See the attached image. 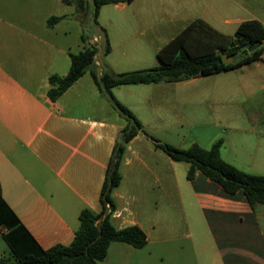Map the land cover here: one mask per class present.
I'll return each mask as SVG.
<instances>
[{
  "label": "crops",
  "instance_id": "1",
  "mask_svg": "<svg viewBox=\"0 0 264 264\" xmlns=\"http://www.w3.org/2000/svg\"><path fill=\"white\" fill-rule=\"evenodd\" d=\"M36 4L43 10L39 20ZM106 5L116 12L106 26L148 27L152 42L164 43L157 53L198 18L223 33L222 27L235 25L236 31L245 20L264 24V0ZM74 10L76 3L64 0H0V257L11 250L25 256L68 245L80 226L81 211L102 209L108 164L128 121L90 71L56 100L48 95L49 76L67 74L70 54L76 53L68 50L63 25ZM51 16L64 17L50 26ZM175 28L164 42L162 29ZM83 35V47L99 39L87 35L84 41ZM145 35L130 31L125 40L146 42ZM95 63L102 73L97 55ZM255 72L262 80L252 79ZM253 85L257 89L244 94ZM112 92L144 131L126 144L111 221L116 228L139 225L147 243L135 247L113 241L98 264H264V206L254 209L243 191L228 193L201 171L193 179L186 173L180 181L181 162L156 147L152 138L170 142L162 133L170 135L190 122L184 137L191 145L210 148L223 139L220 151L234 146L235 154L247 157L241 165L264 174V52L260 60L230 70L187 80L121 84ZM239 93L244 98L236 103L232 97ZM230 102L238 104V113L224 111L228 115L223 116L220 108ZM211 133L218 136L205 146L200 137Z\"/></svg>",
  "mask_w": 264,
  "mask_h": 264
},
{
  "label": "trees",
  "instance_id": "2",
  "mask_svg": "<svg viewBox=\"0 0 264 264\" xmlns=\"http://www.w3.org/2000/svg\"><path fill=\"white\" fill-rule=\"evenodd\" d=\"M64 1L75 2L77 12L82 14L86 12L87 0ZM92 1L97 17L103 5L130 3L133 0ZM63 17L51 16L48 24L53 26ZM83 40H87L85 35ZM251 46L256 48L248 51ZM106 51H110L108 37ZM263 52L264 24L261 21L245 20L240 23L234 34L230 35L198 18L158 51L159 64L150 68L125 72L104 70L99 73L95 63L98 53L96 44L85 45L79 52L71 53V66L67 74L49 76L50 99L56 100L87 71H90L100 90L108 97L119 114L128 121L120 132L108 164L101 193L102 209L98 213L91 209L81 211L80 226L70 244H56L41 250L40 253L25 256L11 250L9 254L0 257V264H98L107 256L108 248L113 241H123L135 247H143L147 243V236L139 225L116 228L111 221V214L115 208L113 192L122 181L120 166L126 144L140 131H144L142 123L115 97L112 88L121 84L171 82L210 75L260 60ZM223 54L233 55L235 59L230 63H224ZM238 54L243 55L238 58ZM152 138L156 147L166 152L173 160L190 164L187 172L188 179H193L196 173L201 171L208 178L221 184L228 193L243 191L254 209L264 206V174L246 172L224 160L220 155L223 139L217 140L210 148H204L197 143L188 148H182L156 137ZM107 204L110 205V211Z\"/></svg>",
  "mask_w": 264,
  "mask_h": 264
},
{
  "label": "rangeland",
  "instance_id": "3",
  "mask_svg": "<svg viewBox=\"0 0 264 264\" xmlns=\"http://www.w3.org/2000/svg\"><path fill=\"white\" fill-rule=\"evenodd\" d=\"M8 5H10V2H7ZM112 6L104 5L98 16L96 17L95 11H94V5L92 0H87V9L84 14L80 15V12H77V10H74L72 13L66 14V23L63 25H67V46L68 50L71 52H77L83 48L84 42L82 41L80 34H84L85 36L99 37L98 41H94L98 47V53L97 58L101 62V67L105 71H118V72H125V71H132V70H138V69H145L150 68L153 66H156L159 64V60L157 57V48L159 46H162L164 43H155L152 42L155 38L151 36V29L148 27H138L134 28L133 31L131 29H128V27H123V25H112V26H106V21L108 18H110V14L114 16L116 12L110 10ZM75 8V7H74ZM69 12V9L68 11ZM43 10L41 8L40 4H36V10H35V16L36 19L39 20L42 18ZM103 26V27H101ZM103 28V29H101ZM131 32H139L144 31L146 35L142 37V39L146 40V42L141 43H130L126 42L125 38ZM178 29H162L164 36L161 38L164 42L165 40L170 37V34L172 31H175ZM221 30H223L225 33L233 35L235 32V25H228L227 27H222ZM107 32V33H106ZM165 32H167L165 34ZM107 37L109 39L110 45H111V51H106V44H107ZM249 51V48H248ZM243 54H238L237 57H241ZM100 71V70H99ZM252 77V75H251ZM252 79H255L256 81L262 80V76L259 72L253 73ZM257 89L256 85H253L250 89H248L244 94L248 92H253ZM186 94H190V90L188 92H183ZM180 92V94H183ZM263 95V94H262ZM244 98L242 93L237 94L236 96H233L232 98L234 101H238L240 98ZM187 99H190V96L187 97ZM231 100V98H229ZM222 106V105H221ZM220 106V107H221ZM190 108V100H189V106ZM224 107V106H223ZM221 107V114L223 116H226L228 114H224V111L229 113H238V104L235 103H228V106L226 105L224 108ZM189 112L190 110L187 109ZM221 116V115H220ZM190 129V122H186V124L182 127H180L179 131L175 133H170V135L166 133H162V136H169L171 141L169 143L176 145L178 147L182 148H188L191 146L190 140H186L184 135L187 133V131ZM217 132V131H216ZM216 133H211L210 135H207L205 137H200V141L205 146H208L211 143V138L214 137ZM218 136V133L217 135ZM165 141V140H164ZM166 142V141H165ZM206 148V147H205ZM209 148V147H208ZM234 146H232V149L230 148H224L220 151L221 157L228 161L229 163L235 162L237 165H241L243 161H245V156L237 155L235 154ZM238 162V163H237ZM233 164V163H232ZM182 165V166H181ZM239 165V166H240ZM236 166V165H235ZM244 169H247L246 172L254 173L253 170L249 169L247 166L241 165ZM183 167H186L184 170ZM187 162H181L178 175L180 181L186 180V173H187ZM238 167V166H237ZM1 245H4V242L0 241Z\"/></svg>",
  "mask_w": 264,
  "mask_h": 264
},
{
  "label": "water",
  "instance_id": "4",
  "mask_svg": "<svg viewBox=\"0 0 264 264\" xmlns=\"http://www.w3.org/2000/svg\"><path fill=\"white\" fill-rule=\"evenodd\" d=\"M256 48V46H251L250 48H249V51H252V50H254ZM222 58H223V62L224 63H230V62H232L234 59H235V56H233V55H226V54H223L222 55Z\"/></svg>",
  "mask_w": 264,
  "mask_h": 264
},
{
  "label": "built area",
  "instance_id": "5",
  "mask_svg": "<svg viewBox=\"0 0 264 264\" xmlns=\"http://www.w3.org/2000/svg\"><path fill=\"white\" fill-rule=\"evenodd\" d=\"M107 208H108V210L110 211V205H109V204H107Z\"/></svg>",
  "mask_w": 264,
  "mask_h": 264
}]
</instances>
